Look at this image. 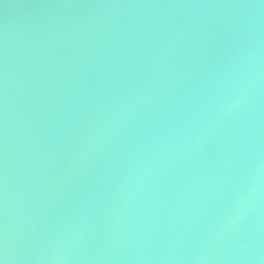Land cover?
<instances>
[{
    "label": "water",
    "instance_id": "obj_1",
    "mask_svg": "<svg viewBox=\"0 0 264 264\" xmlns=\"http://www.w3.org/2000/svg\"><path fill=\"white\" fill-rule=\"evenodd\" d=\"M0 264H264V0H0Z\"/></svg>",
    "mask_w": 264,
    "mask_h": 264
}]
</instances>
